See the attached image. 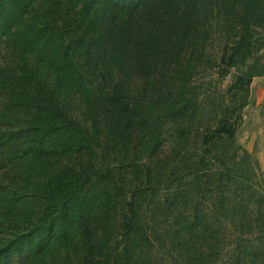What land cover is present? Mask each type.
Here are the masks:
<instances>
[{
	"label": "trees",
	"instance_id": "trees-1",
	"mask_svg": "<svg viewBox=\"0 0 264 264\" xmlns=\"http://www.w3.org/2000/svg\"><path fill=\"white\" fill-rule=\"evenodd\" d=\"M262 25L264 0H0V264H199L202 239L210 264H264L187 214L182 166L203 136L230 169ZM219 64L234 81L202 95Z\"/></svg>",
	"mask_w": 264,
	"mask_h": 264
},
{
	"label": "rangeland",
	"instance_id": "rangeland-1",
	"mask_svg": "<svg viewBox=\"0 0 264 264\" xmlns=\"http://www.w3.org/2000/svg\"><path fill=\"white\" fill-rule=\"evenodd\" d=\"M262 29L264 30V25ZM210 50L219 60L222 46L218 40L211 43ZM8 54L7 49H1V60L8 57ZM261 58L264 61V48L257 51L249 63H255ZM44 69L43 66L41 70ZM224 73L223 64L206 71L201 69L198 77L199 82L202 83L200 90L202 95L216 93L215 96H218L217 93L227 89L234 81L236 70L233 68L226 75H223ZM222 95L223 92L220 98ZM229 98L230 96L227 101ZM71 104L75 114L82 117L83 102L73 97ZM208 112L204 105L198 115L197 122L204 127L208 123L213 124L212 115ZM198 144L200 145H196L192 140L183 150L182 156V166L186 172L184 187L190 194L186 205L187 214L192 216L198 213L203 218L204 215L211 214L212 226L220 228L216 238H220L222 232L231 236L229 249L236 248L234 237L240 239L241 243L249 248L258 246L264 240L262 233L264 223L260 225L256 221L258 216L264 214V202L261 200H264V77L253 81L247 103L240 112L235 140L231 147V154L235 158L231 162L229 169L231 172L228 170L226 174H221L224 166L215 158L213 142L206 146L205 138L202 136ZM197 148H200L198 152L206 155L205 160L197 155ZM224 202L229 206L225 213L222 211ZM150 207L152 208V198ZM201 244L200 253L203 260L199 264H210L207 256L210 252L208 241L202 239ZM225 255L227 256L228 253L225 252ZM225 257L216 256L214 264H231L229 260H224ZM247 258L249 260H242L240 264H253L250 256Z\"/></svg>",
	"mask_w": 264,
	"mask_h": 264
}]
</instances>
